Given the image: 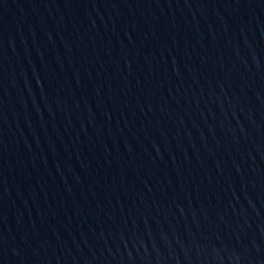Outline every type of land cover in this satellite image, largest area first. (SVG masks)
Returning <instances> with one entry per match:
<instances>
[{
	"label": "water",
	"instance_id": "95a60500",
	"mask_svg": "<svg viewBox=\"0 0 264 264\" xmlns=\"http://www.w3.org/2000/svg\"><path fill=\"white\" fill-rule=\"evenodd\" d=\"M223 0H0V264H187Z\"/></svg>",
	"mask_w": 264,
	"mask_h": 264
}]
</instances>
